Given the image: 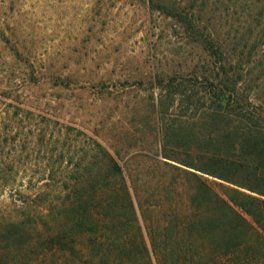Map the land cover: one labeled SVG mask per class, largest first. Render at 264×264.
<instances>
[{"label": "rangeland", "instance_id": "1", "mask_svg": "<svg viewBox=\"0 0 264 264\" xmlns=\"http://www.w3.org/2000/svg\"><path fill=\"white\" fill-rule=\"evenodd\" d=\"M263 2L0 0V264H40L17 241L5 242L2 219L11 188L44 197L48 187L49 197L63 198L86 166L85 150L96 154L90 139L125 167L137 152L158 153L157 116L201 113L197 98L215 72L203 43L208 35L226 49L222 63L237 80L240 99L250 96L259 106ZM174 8L191 12L198 28L186 29L164 13ZM176 84L193 95L190 103L159 112L162 89ZM142 160L134 159V166ZM205 178L221 195L220 184L237 189ZM256 184L264 192V182Z\"/></svg>", "mask_w": 264, "mask_h": 264}, {"label": "trees", "instance_id": "2", "mask_svg": "<svg viewBox=\"0 0 264 264\" xmlns=\"http://www.w3.org/2000/svg\"><path fill=\"white\" fill-rule=\"evenodd\" d=\"M164 13L198 28L191 12ZM203 43L215 72L197 98L201 113L157 116L158 153L137 152L125 167L90 139L96 154L85 150L86 166L63 198L49 197L48 187L44 197L11 188L2 219L7 246L17 241L40 264H264V199L240 190L264 197L256 184L264 182V90L259 106L241 100L222 63L226 49L210 35ZM187 90L164 87L159 112L189 104ZM205 176L237 189L220 184L221 195Z\"/></svg>", "mask_w": 264, "mask_h": 264}]
</instances>
